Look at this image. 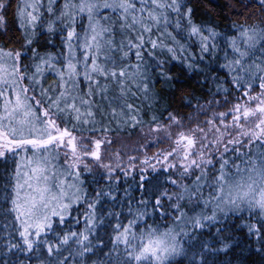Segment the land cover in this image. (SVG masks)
I'll return each instance as SVG.
<instances>
[{
    "label": "snow or ice",
    "instance_id": "1",
    "mask_svg": "<svg viewBox=\"0 0 264 264\" xmlns=\"http://www.w3.org/2000/svg\"><path fill=\"white\" fill-rule=\"evenodd\" d=\"M0 264H264V0H0Z\"/></svg>",
    "mask_w": 264,
    "mask_h": 264
},
{
    "label": "rangeland",
    "instance_id": "2",
    "mask_svg": "<svg viewBox=\"0 0 264 264\" xmlns=\"http://www.w3.org/2000/svg\"><path fill=\"white\" fill-rule=\"evenodd\" d=\"M155 149H153V151H154Z\"/></svg>",
    "mask_w": 264,
    "mask_h": 264
},
{
    "label": "trees",
    "instance_id": "3",
    "mask_svg": "<svg viewBox=\"0 0 264 264\" xmlns=\"http://www.w3.org/2000/svg\"><path fill=\"white\" fill-rule=\"evenodd\" d=\"M155 151V150H154Z\"/></svg>",
    "mask_w": 264,
    "mask_h": 264
}]
</instances>
